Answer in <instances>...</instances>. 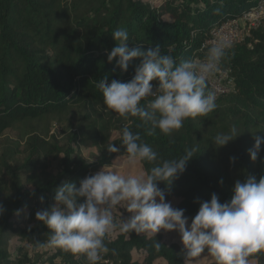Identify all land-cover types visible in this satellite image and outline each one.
<instances>
[{"label":"trees","instance_id":"obj_1","mask_svg":"<svg viewBox=\"0 0 264 264\" xmlns=\"http://www.w3.org/2000/svg\"><path fill=\"white\" fill-rule=\"evenodd\" d=\"M257 3L258 0H0V132L17 123L61 117L71 108L80 107L85 111V120L97 116L92 139L99 153L94 163H86L78 156L72 145L85 140L83 131L87 129L80 127L65 146H60L48 129L32 134L25 144L28 156L15 164L7 162V152L1 155L5 179L0 183V206L4 209L0 214V264H9L5 247L8 236H17L37 248L48 247V229L35 219V213L53 204L55 189L63 182H74L78 187L84 177L103 166L110 167L116 157H126L122 147L120 153L107 151L110 143L121 145L119 134L125 125L139 132L141 141L149 144L160 160L179 159L186 150H193L195 156L166 194V202L174 200L173 207L184 209L189 222L200 202L209 200L213 193L224 203L231 199L237 179L252 175L259 181L264 177V143L255 161L248 155L254 136L264 137V27L254 31L246 42L232 46L222 61L221 69L229 70L235 80V92L218 98L217 108L207 117L189 118L170 135L159 130L155 135H146L137 126L140 121L131 117L125 120L107 109L96 87L104 77L107 83L130 81L140 62L139 58L133 59L124 72L115 67L117 58L108 62L116 29H127L129 48L147 50L160 45L162 53L171 55L178 64L184 59H203L207 49L201 50V46L210 30L238 18ZM151 83L158 86L156 81ZM106 115L114 119L113 124L105 122ZM233 126L239 135L225 146L216 147L214 137L229 132ZM140 166L147 173L154 165L144 162ZM158 187L165 189L163 182ZM23 211L27 216L18 222L15 217ZM17 223L33 226L17 230L13 225ZM105 243L116 254L110 251L103 259L116 264H189L186 249L166 243L160 235L117 232ZM48 249L51 264H87L83 256L57 247ZM249 261L264 264V252L254 254Z\"/></svg>","mask_w":264,"mask_h":264},{"label":"clouds","instance_id":"obj_2","mask_svg":"<svg viewBox=\"0 0 264 264\" xmlns=\"http://www.w3.org/2000/svg\"><path fill=\"white\" fill-rule=\"evenodd\" d=\"M112 39L115 43L107 54L108 62L117 58L115 67L121 72L127 71L133 59L139 58L140 62L128 82L107 83L106 77L97 82L103 104L111 112L125 120L137 119V126L152 136L157 130L170 135L181 129L185 120L207 117L215 111L217 96L208 90V85L221 71L222 61L232 47L227 36L209 41L203 59H184L178 64L171 55L162 53L160 45L147 50L129 48L125 28L116 29ZM152 81L158 84L155 90ZM119 135L121 145L110 143L109 153H120L122 147L129 166L144 162L154 166L137 175L121 174L103 166L81 179L78 187L74 182H63L55 189L53 204L35 213V219L48 229V247L83 256L87 264H100L105 254H116L105 243L114 233L155 237L161 230H175L187 257H200L207 252L215 264H249L250 257L264 252V177L259 181L252 175L237 179L231 199L224 203L213 193L209 200L200 202L189 225L184 209L166 202V194L195 156L193 150H186L179 159L160 160L158 153L142 142L141 134L133 132L129 125ZM238 135L233 126L229 132L217 134L213 143L222 147ZM254 141L248 150L252 161L257 159L264 137L254 136ZM159 182L164 183L165 189L158 187ZM120 208L131 215L122 219ZM3 211L0 206V214ZM159 247L157 243V250Z\"/></svg>","mask_w":264,"mask_h":264},{"label":"rangeland","instance_id":"obj_3","mask_svg":"<svg viewBox=\"0 0 264 264\" xmlns=\"http://www.w3.org/2000/svg\"><path fill=\"white\" fill-rule=\"evenodd\" d=\"M85 111L80 107L71 108L66 114L61 117H55L46 120L45 122H34V123H17L12 128L0 132V157L3 153L7 152L6 156H9L7 162L12 164L17 163V161L24 160L28 156V151L26 149V142L36 133H45V130H49V135L54 136V138L59 142L60 146H65L68 139L73 134H78L79 128H87L83 131V142H77L73 144L72 147L76 150L78 156L82 161L86 163H94L98 157V150L93 145L92 131L94 124L96 125L97 116L95 118H90V120H85ZM95 116V115H94ZM105 122L114 123V119L109 116H104ZM110 118V119H109ZM36 131V132H35ZM112 136H116V133H112ZM50 138L46 139L48 141ZM11 154H10V152ZM98 154V155H97ZM55 168V163L52 165ZM109 169L115 170L121 174H132L137 175L142 172L140 163L129 166L125 156L118 157L114 160L113 164ZM4 171L0 168V183L5 179ZM95 174V173H94ZM4 175V178H3ZM93 175V174H91ZM172 206L175 205V201H170ZM122 213V219L129 217L131 214L126 212L125 209H118ZM114 215L119 216V212H115ZM27 216V212H20L15 219L21 222L24 217ZM189 225L191 222H189ZM17 230H23L25 228H30L33 225L27 227L25 224H13ZM142 236L150 237L147 234H140ZM156 235H160L168 244H177L183 247L181 243V238L179 234L173 230L170 232H165L161 230ZM6 252L8 253L9 264H51L48 262L50 253L48 247L37 248L32 244L17 236L6 237ZM184 248V247H183ZM187 262L189 264H215L214 258L207 254V252L202 253L200 257H188ZM52 264H59L58 261ZM158 264V263H157ZM163 264V263H159ZM249 264H256L254 261H249Z\"/></svg>","mask_w":264,"mask_h":264},{"label":"built area","instance_id":"obj_4","mask_svg":"<svg viewBox=\"0 0 264 264\" xmlns=\"http://www.w3.org/2000/svg\"><path fill=\"white\" fill-rule=\"evenodd\" d=\"M260 27H264V0H258L255 7H252L238 18L227 20L225 23L212 28L208 38L202 44L201 50L207 49L209 41L219 36H227L232 41V46L244 43L251 39L252 33ZM249 45L251 44L249 43ZM155 88L153 86V90ZM208 89L216 93L217 99L224 95L233 94L236 84L231 72L221 69L214 78L210 79ZM100 264L116 263L103 259Z\"/></svg>","mask_w":264,"mask_h":264}]
</instances>
